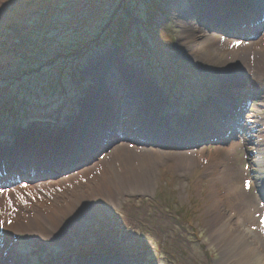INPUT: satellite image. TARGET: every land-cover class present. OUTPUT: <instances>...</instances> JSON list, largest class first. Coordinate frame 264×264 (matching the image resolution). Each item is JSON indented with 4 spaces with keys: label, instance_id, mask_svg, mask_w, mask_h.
<instances>
[{
    "label": "rangeland",
    "instance_id": "374dc122",
    "mask_svg": "<svg viewBox=\"0 0 264 264\" xmlns=\"http://www.w3.org/2000/svg\"><path fill=\"white\" fill-rule=\"evenodd\" d=\"M199 1L0 0L1 149L19 151L16 137L31 140L36 134L56 142L53 148L59 154L65 144L57 141L65 137L69 141L83 115L92 107L98 113L107 111L94 100L113 97L115 101V124L105 123L101 133L97 126L91 136H101L94 148L71 160L76 164L60 170L61 177L52 178L59 166L49 168V160L25 170L23 166L33 160L25 161L21 151L5 157L6 162L0 159V166L10 162L0 169V174L7 172L0 178V216L10 222L15 204L31 210L35 202L40 203L44 208L37 210L45 228L43 234L32 223L28 231L17 229L7 236L0 222V239H7L0 240V250L7 254L0 257V264H105L106 259L107 264L118 260L122 264H220L221 250L209 230L211 176L205 161L214 159L217 176L237 169L249 177L251 149L264 141V53L248 57L255 65L249 72L220 68L227 72L226 78L232 74L238 79V87L243 79H253L244 91L229 90L221 80L223 74L207 72L204 64L218 70L219 60L232 51L233 44L259 41L264 24L256 25L257 33L251 25L227 30L217 19L230 17L206 14ZM187 29L196 30L194 46L179 52V39ZM209 35L219 43L206 46ZM196 50L208 57L192 55ZM243 58L246 61L247 55ZM128 90H138L143 108H150L146 105L150 90L162 100V112L147 121L148 127L161 129L155 139L136 136L141 130L132 124L137 111L127 102ZM219 93L235 105L234 111L221 113V119L232 121L237 137L216 136L205 126L187 134L184 130L196 108L217 105ZM90 120L82 125L92 128ZM231 141L238 142L231 157L235 167L226 166L222 155L213 153ZM89 158L95 161L73 170ZM19 159L20 164H13ZM101 163V178L71 181ZM46 167L49 170L41 171ZM47 182L52 187L43 185ZM20 184L27 188L11 195L6 192ZM72 192L86 194L87 199L75 204L78 213L73 224L67 221H71L69 214L68 219L58 218L59 233L44 213L52 203L64 208ZM107 193L103 199L101 194Z\"/></svg>",
    "mask_w": 264,
    "mask_h": 264
},
{
    "label": "bare ground",
    "instance_id": "6f19581e",
    "mask_svg": "<svg viewBox=\"0 0 264 264\" xmlns=\"http://www.w3.org/2000/svg\"><path fill=\"white\" fill-rule=\"evenodd\" d=\"M198 6H200L201 9L205 8L206 14L210 12H219L229 16L230 18H233L236 23H245L247 25H251L252 32L257 30L254 33H257L258 29H260L256 25L264 24V17L262 20L256 21L257 24H255V19H261L259 15L262 16V12H264V0H200ZM186 32L187 34L180 37L179 39V52H185L188 49H192L191 47L194 46L192 45V39L196 30L187 29ZM210 37L211 38H209L207 40L208 42L205 44L206 46H212V44L215 45L219 43L218 39L213 38L212 36ZM257 52L264 53V35L259 41L257 39L254 41L253 38V43L233 44L232 51L230 50L227 52L224 57L219 60L221 65L217 66L218 70L213 69V67L209 66L208 64H204V68L207 70V72H214L216 75L222 73L223 78L221 80L225 83L226 87H231L229 90L243 91L248 88V84L249 86L250 83L252 85L254 84L253 79L252 81L248 79H245L244 81L243 79V81H241L240 87H238V79L232 74L226 78L227 72L223 73V70H220V68H224L225 70L230 67H237L241 68L242 71L248 70L247 72H249L254 63L248 57L252 54H256ZM191 53L192 55L199 53L200 56H197L199 59L208 57L207 54H205L203 51L200 52V50H196ZM243 54L247 55L246 61L243 58ZM137 75L144 83V78H142L138 72ZM125 93L128 99L127 102L135 107L137 111L135 114L138 116V118H136V115L134 114L133 119L135 118V120L133 122L129 121L128 125L132 122V124L140 126L139 130H141V132H136V136L145 138L150 137L155 139L156 130L158 133H161V129L156 125H154L155 127L152 128L148 127L147 121L156 116V114L162 112V100L153 90H150V97L147 100L148 104L146 103V105H149L150 108H143L140 103L141 101H139L141 94L138 93V90H136V92L128 90L125 91ZM218 96L219 97L215 98L217 105L203 104L196 108L195 112L190 116L192 121L190 124H188L189 126L186 128V130H184L187 132V134H191L192 132L197 133L198 129L204 128L205 126L208 131L216 136H225L226 133H229L232 137H237V129L232 125V121L229 119L222 121L221 119V113L225 114V112L230 109L234 111L235 105L225 95L219 93ZM90 100L93 101L94 99L92 98ZM106 100L111 101V104H109V102ZM94 103L97 104V106L101 105L100 107H104L105 105L107 111L100 109L101 112L98 113L96 112V109L92 107V111L90 113L85 114V116L83 115L82 123L87 119L88 121L91 119L90 121H92V128H86L84 127V124L82 125V123L80 127L74 126V133L71 135L69 141L68 139L65 140L66 137L60 141H57L60 144H65L61 146L64 149L62 151L60 149L58 151L59 154L54 152L56 142L50 141V137L47 138V141H44L40 139L42 135L40 136L33 134L31 140L24 139L23 136L16 137V139L14 138L17 147L20 148L19 151H10L8 149L0 148V159L6 162V158H9L11 155L21 151L25 157V161L27 158H31L33 160V163L23 166V168H26L25 170H29L33 169L38 164H42L43 160H49V162H52L53 158L57 156L62 161L70 159L73 160L78 155L94 148L101 136L100 134H97V137L91 136L92 133H97L98 129L96 127H100L101 133L102 129L105 127V123H110V120H113L111 121V124H115V120L112 118L115 114L113 108L115 101L113 97H109V99L100 97L98 100H94ZM104 114L106 115L104 116ZM106 116H109V120L106 119ZM128 127H126V129ZM152 131H154V133H152ZM42 137L44 138V136ZM104 138H106V136H104ZM237 144L238 142L236 143V141H231L228 143L225 149H217L213 153H220V155H222L225 160L226 166L235 167L231 157L234 156L233 154L238 147ZM258 144L259 145H257V147L251 149V151L254 152H251L250 154L252 157L250 158L249 177H247L246 172H240L236 168L235 171L230 170L228 175L224 174L217 176V174L215 175L217 170L214 168L216 166L214 163L215 161H213L214 159H211L210 161L206 159L207 161H205V163L210 166V169H213H209V174L211 176L209 178H211L210 196L212 198V203L207 208V212L211 214V219L209 222L210 234L211 236L215 237L217 245L221 250L220 264H264V141ZM151 151L152 150H144L147 155H149ZM16 163L20 164V159L18 161H13V164ZM102 163L95 165L89 170H86L83 175L80 174L77 176L78 178H73L71 181L76 184L77 180L83 179L85 177L87 179L89 177L95 178L97 176L101 178L100 173H102ZM9 165L10 162H7L6 166ZM3 167L4 165H1L0 169ZM41 175L42 174H37L35 177H39ZM43 185H45L47 188L52 187L51 182H47ZM24 188H27V186L25 184H20L19 186L7 189L6 192H9L8 194L11 195ZM252 189L255 191L253 195H250ZM30 190L31 189H27L26 192H30ZM107 195L108 193L101 194V197L106 199ZM84 199H87L86 194L83 195L79 192H72L70 193V197L66 201L64 208H62V206L58 207L56 204L52 203V206L48 208L49 210L46 208L45 213L43 212L44 217L48 219V222L55 225L58 229V232L60 233L62 230L57 222L58 218L60 219L62 217L64 219H68L66 218V215L69 214L71 221H67L70 224H73L75 218L73 215L78 213V208L75 204ZM42 206V204L35 202V205L31 206V210H26V207H21L15 204L14 215L10 217V222L6 221L8 220L6 217L0 216V222L4 224L3 229L1 230L3 233H5V235L8 236L13 230L24 229L25 231H28L30 226L33 225L32 223H35V226L38 227L41 232H44L45 228H43L44 226L42 225V214L37 210L40 209V207L44 208ZM222 207L225 209V212L221 211ZM0 213L3 215V212L0 211ZM6 222L9 224H6ZM43 234H45V232ZM5 240L7 239L4 238V241ZM105 259L101 258L103 261ZM106 260L105 264L108 263ZM122 263L123 262L120 260L117 262L114 261V264Z\"/></svg>",
    "mask_w": 264,
    "mask_h": 264
},
{
    "label": "water",
    "instance_id": "95a60500",
    "mask_svg": "<svg viewBox=\"0 0 264 264\" xmlns=\"http://www.w3.org/2000/svg\"><path fill=\"white\" fill-rule=\"evenodd\" d=\"M217 21H218V25L219 26H221V27H223V26H226V29L228 30V29H230L231 30V27L233 28V27H235V26H237L238 24L236 23V21H233L232 19H230L229 18V20H222V19H217ZM227 30H224L223 29V31H224V33H225V31H227ZM91 158H93V157H91ZM58 159V160H57ZM71 160L72 159H70V160H64V161H62V160H60L59 158H58V156L57 157H54L53 158V160H52V162H49L48 164H57L58 166H59V171L54 175V176H52V178L53 179H57V178H59V177H61L62 176V174H61V171H64V169L66 170L68 167L69 168H71V167H74V166H72V164H76V161L75 162H71ZM93 161H95V159H91V161H90V158L88 159V161H86V163H79V165L75 168V169H73V170H78L79 168V166L82 164H85V165H90ZM71 166V167H70ZM61 170V171H60Z\"/></svg>",
    "mask_w": 264,
    "mask_h": 264
}]
</instances>
